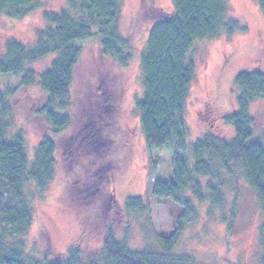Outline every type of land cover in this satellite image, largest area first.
<instances>
[{
    "label": "rangeland",
    "instance_id": "rangeland-1",
    "mask_svg": "<svg viewBox=\"0 0 264 264\" xmlns=\"http://www.w3.org/2000/svg\"><path fill=\"white\" fill-rule=\"evenodd\" d=\"M119 1V31L130 39V56L126 64L110 68L96 55L92 39L81 44L70 91L79 120L77 117L73 134L71 128L59 141L66 152H73L72 156L66 157L58 152L53 177L44 187H38L35 182L27 183L20 196L30 208V224L21 230L19 237L25 250L40 258L43 255H63L75 244L80 246L85 256H99L102 230L113 208L103 203L104 197L100 198V206L95 204L97 218H94L89 208L91 202L86 198L98 191L86 194L85 198L80 188L96 185L94 188L99 189L101 195L108 173L112 174L111 192L118 207L123 208L131 197L140 198L144 205L143 210L127 209L123 214L120 209L114 215L112 211L114 234L129 249L159 252V237L174 232L176 219L183 212V207L171 199L152 195L154 181L171 176L174 151L169 145L150 148L139 126L136 99L143 91L140 56L146 45L149 19H142L139 14L141 0ZM151 1L166 11L173 10L171 0ZM41 3L38 11L25 18L0 15V42L14 38L32 44L36 29L41 28L42 11L58 12L63 6V0H41ZM227 5L240 28L229 36L197 40L190 54L195 64V75L184 111L188 128L186 153L190 145L207 131L217 132L226 138L232 136V129L223 117L234 109L237 96L234 77L257 64L264 69V18L257 0H227ZM51 59L47 56L26 66L40 72L49 67ZM15 81L12 76H0V88L3 89L7 83L12 86ZM34 93L37 94L34 90L28 94L27 89H20L12 99L13 122L19 127L24 147L31 157L40 135L48 131L42 117L31 116L37 104L32 100L36 99ZM102 112L106 113L107 123L99 126L96 120ZM249 114L253 119V138L264 145V93L251 102ZM177 155L183 156L184 151L177 152ZM86 159V166L83 165L74 175L85 178L84 183H69L68 188L67 177L72 165L76 167ZM71 187L76 193H72V197L79 196L72 204L69 199ZM1 193L0 228L12 229L9 220L16 211L12 193L5 187ZM185 195L189 196L186 192ZM224 196L228 208L232 204L234 206L233 223L230 226L226 223L230 217L228 209L224 210L226 221L221 220L219 208L210 209L208 202L192 198L195 212L188 217L172 253L191 256L192 264H262L261 208L239 167L232 181L226 183ZM82 206H86L84 212Z\"/></svg>",
    "mask_w": 264,
    "mask_h": 264
},
{
    "label": "trees",
    "instance_id": "trees-1",
    "mask_svg": "<svg viewBox=\"0 0 264 264\" xmlns=\"http://www.w3.org/2000/svg\"><path fill=\"white\" fill-rule=\"evenodd\" d=\"M171 2L173 10L169 12L151 0H141L139 14L142 19H149V28L145 49L140 56L143 91L136 99V108L147 145L152 149L169 145L174 151L171 176L166 180H156L152 185V195L169 198L183 207V212L176 219L174 232L159 237L160 250L155 253L131 250L123 240L117 239L112 211L114 215L120 209L123 214L127 209L143 210L144 205L140 198L131 197L123 208L118 207L111 192L112 174L108 173L104 184L107 192L102 191L104 196L100 195L99 189L95 190L96 185L80 188L84 197L98 191L90 198L85 197L91 202L89 208L94 218H97L95 204L100 206V198L104 197L103 203L113 208L102 230L99 256H85L78 244L60 256L43 255L40 258L25 250L19 233L30 224V208L20 197L23 188L29 182L44 187L54 175L56 154L59 152L69 157L73 153L66 152L59 141L71 128L73 134L77 117L79 120L70 91L81 44L92 39L96 55L110 68L124 66L130 56V39L122 36L118 27L119 0H63L58 12L42 11L41 28L36 29L32 44L14 38L0 42V76H12L16 80L12 86L7 83L3 89L0 88V209L3 207L1 191L4 187L12 193L16 208L9 220L13 228H0V264H192L191 256L172 253L188 217L195 212L192 198L208 202L210 209L219 208L221 220L226 221L224 210L228 209L230 217L226 223L230 226L235 211L233 204L228 208L225 202L224 188L234 178L237 167L261 208L260 261L264 264V145L253 138V119L249 114L251 102L264 93V69L257 64L234 77L237 91L234 109L223 117L232 129V136L226 138L217 132L207 131L190 145L186 153L188 128L184 111L195 75V64L190 57L194 43L232 35L240 27L229 13L227 0ZM257 3L264 18V0H257ZM41 5V0H0V15L25 18L38 11ZM47 56L52 59L43 71L34 72L26 66ZM20 89H27L28 94L33 90L37 92L33 95L36 99L32 100L37 104L31 116L42 117L48 129V135H40L33 157L28 155L24 137L13 122L12 99ZM105 114L102 112L96 120L99 126L107 123ZM179 151H184V155L178 156ZM86 164L87 159L76 167L72 165L67 177L68 188L69 183L85 180L74 175ZM72 193L76 194L71 187V204L79 197L73 198ZM84 207H81L82 212ZM80 216L88 219L83 214Z\"/></svg>",
    "mask_w": 264,
    "mask_h": 264
}]
</instances>
